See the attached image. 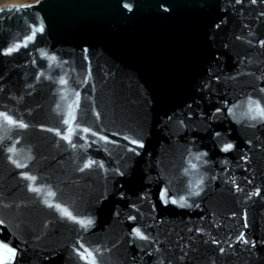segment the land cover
<instances>
[{
  "label": "water",
  "instance_id": "1",
  "mask_svg": "<svg viewBox=\"0 0 264 264\" xmlns=\"http://www.w3.org/2000/svg\"><path fill=\"white\" fill-rule=\"evenodd\" d=\"M262 111L264 0L0 5V264H264Z\"/></svg>",
  "mask_w": 264,
  "mask_h": 264
},
{
  "label": "rangeland",
  "instance_id": "2",
  "mask_svg": "<svg viewBox=\"0 0 264 264\" xmlns=\"http://www.w3.org/2000/svg\"><path fill=\"white\" fill-rule=\"evenodd\" d=\"M36 0H0V5L15 3V4H26V3H33Z\"/></svg>",
  "mask_w": 264,
  "mask_h": 264
},
{
  "label": "snow or ice",
  "instance_id": "3",
  "mask_svg": "<svg viewBox=\"0 0 264 264\" xmlns=\"http://www.w3.org/2000/svg\"><path fill=\"white\" fill-rule=\"evenodd\" d=\"M261 114L264 115V111H262ZM229 147H231V146L229 145ZM137 235H140L139 232L137 233ZM141 238H143V237H141ZM89 255L91 256V254H89ZM91 264H95V260L94 259L91 261Z\"/></svg>",
  "mask_w": 264,
  "mask_h": 264
},
{
  "label": "bare ground",
  "instance_id": "4",
  "mask_svg": "<svg viewBox=\"0 0 264 264\" xmlns=\"http://www.w3.org/2000/svg\"><path fill=\"white\" fill-rule=\"evenodd\" d=\"M5 4V3H4Z\"/></svg>",
  "mask_w": 264,
  "mask_h": 264
}]
</instances>
